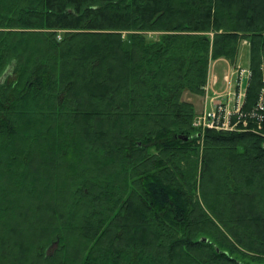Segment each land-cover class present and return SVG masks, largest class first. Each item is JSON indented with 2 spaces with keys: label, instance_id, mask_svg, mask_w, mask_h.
<instances>
[{
  "label": "trees",
  "instance_id": "1",
  "mask_svg": "<svg viewBox=\"0 0 264 264\" xmlns=\"http://www.w3.org/2000/svg\"><path fill=\"white\" fill-rule=\"evenodd\" d=\"M242 38L254 104L264 0H0V264L264 263V137L198 132L185 97ZM32 183L56 202L33 204L43 230L18 229ZM64 212L71 228L46 256Z\"/></svg>",
  "mask_w": 264,
  "mask_h": 264
},
{
  "label": "rangeland",
  "instance_id": "2",
  "mask_svg": "<svg viewBox=\"0 0 264 264\" xmlns=\"http://www.w3.org/2000/svg\"><path fill=\"white\" fill-rule=\"evenodd\" d=\"M161 33H162L161 31H147L146 32V34L148 35V39H150V40H158L159 39V36L161 35ZM209 35H210V37H211V39L213 41V35H214L213 32H210ZM240 44L241 45H240V48H239L238 58L235 59L234 61H232V60H230V59H228L226 57H220V58H225L228 61L230 60L232 62V66H228V69L224 67V65H223L224 63L223 62H218V64H217V70H216V59H212L211 60L210 65H209L210 74H209V71H208V75L209 76H208L207 82H206V84L204 86V92L202 94H191V93H188V92L185 94L186 99L187 100H190L195 105V108L196 109H195V115H194V120H193V126L196 128V130L198 132L199 131L204 132L207 129H211V127H208L206 125L205 113L204 112L206 110H210L211 108H213L215 106L213 100L215 101L216 99H218L217 98L218 96H222L225 93L226 88L228 86V84H227L228 83L227 77L229 76V74H231L232 71H234V75L232 77L233 78V80H232V87H231L232 92H235V91L237 92L239 90L238 89L239 86L240 85L243 86V90H246L247 91V99H246V102H245V106L243 107V110L245 112H247V113H248V111H250L249 114L250 113H253L255 111L254 105H255L256 102L254 104L252 102H250L249 95H248L249 89L251 88L252 83H253V76H254V73H255L254 72V64L252 62V55H251V41H250L249 38H242ZM217 59H219V58H217ZM263 64H264V61H262L260 63L261 68H262ZM238 68H240V69H238ZM242 69L244 70L245 75L243 76L242 81H241V78L240 77H241V71H242ZM262 71H263V73H262V78L260 80V85H259L257 99L260 96V91H261L262 85L264 84L263 83V77H264V70H263V68H262ZM219 75L221 76V79L219 78ZM222 77H223V79H222ZM207 86H208V90L206 89ZM224 100H226V101L231 100L232 101L231 102V105L233 106V104H234L233 103L234 102L233 100L234 99L232 98V96H225L224 97ZM247 122H249V125L248 126L250 127V130H248V131H243V130H240V129H230V130H227V131H232V132H234V131H236V132H249L250 131V132H254V129L255 128L258 129V127H255V126H257V124H254L252 122V117H250V115H248ZM240 125L241 126H244L242 123ZM263 126H264V124H263ZM212 129H216V128H212ZM217 130H224V129H221L220 128V129H217ZM261 132L264 133V127H263V131H261ZM258 134H260V133H258ZM261 136H263V135H261ZM199 143L202 145V140ZM91 162L92 161H90L87 164V166H88L87 169H89V170L94 166V164H91ZM31 167L32 166L28 167L27 169H32ZM117 169H119V168H117ZM200 170L201 169H200V165H199L198 172H200ZM90 171H92V170H90ZM96 171H97V169L95 170V172ZM110 174L112 176H115L113 174V171H110ZM111 179H109L107 177V175H102V177L100 178V180H102V183L105 184L104 187H106L109 184V182L111 181ZM46 184L48 185V183H46ZM47 185L46 186L42 185L40 187V186H37L36 184L35 185L33 183L31 184V186H30L31 191H36V192L35 193H31V194H29V193L26 194V197L28 198V200L25 202V205H24L25 206V210L30 211V212H28L30 214H28V213L25 214L24 212L20 211L22 213L18 217V221H20L19 219H21L20 222H22L23 225H21V223L18 222L21 225L20 227L18 226V229L19 228L24 229V225H26L25 228L26 227L29 228L34 223V217L37 216L38 213H40V214L42 213V212H40V209H38V210L36 209L37 211L34 210L33 209L34 208V205H39V206H40V204L43 205V203L45 204V200L47 201L46 206H48V207H50V205H53L54 203L56 204V202L54 200H53V204H50L49 201H51L52 199L50 198L49 193L47 191H45L47 193H41V190L38 189L40 187V188H42V190L43 189L44 190H47L48 189ZM116 185H117L116 186L117 187V190L119 191L118 188L120 187V183L119 184L116 183ZM62 186H63V188H62ZM60 188H61L60 189V198L63 199V197H62L63 193L64 194L65 193H68V195L70 193L69 191H67L69 189V186H68V184L66 183L65 180H64V183H62V185L60 186ZM38 190H40V192ZM78 192L79 191H76L75 194L71 193L72 196H75L74 199H72V200L71 199H68V200L66 199L67 205H69L68 207L71 208L70 209V212L74 208L75 204L77 203L76 196L79 195ZM43 194H44V196H43ZM29 199H32V200L34 199V201H32V200L29 201ZM42 199H44L43 200L44 202L42 201ZM62 201L63 200L60 199V200H58L57 203L60 204ZM5 204L7 206H9L8 207V210L10 211L9 213H11L12 211L16 212L18 210V208H20L19 206L12 204L10 201H6L5 203H3V205H5ZM64 204H65V202H64ZM11 205H12V207H10ZM61 205H63V204H61ZM67 210H69V209H67ZM73 210L76 211V207ZM68 214L65 213L63 215V217L64 216L65 217L60 220L61 222H60L59 226L57 227V228H59V232L60 233L59 232H56V233L54 232V233H52L53 235L50 236V233L49 234H46L50 229H48L47 231H45L43 233V235H45L44 236L45 239L43 238L44 239L43 240L44 241L43 243L46 245V247H45L46 256H48V255H55L56 252H58V250L60 249L61 245L63 244V243H61V240H62L61 239V234H62L63 231L64 232L65 231H68L67 228H71V223H69V221H67L69 219V217H68L69 215ZM28 220H30V221L28 222ZM43 221L46 223L47 220L44 218ZM41 222H42V219H41ZM47 223H48V221H47ZM1 224L3 226L9 225V222L6 223L5 221H3V222H1ZM34 224H36L38 226L33 225V228L35 226V228L38 227L37 229H39V230H40V228L42 230L44 229V227L42 225H39L38 223H34ZM2 225H0V227ZM44 226H46V225H44ZM47 226L48 227H52L54 229L56 225H54V223L53 224L48 223ZM211 233H212V235H211ZM211 233L206 230V231H202L200 233V235L201 236H202V234L203 235H206L211 240H214L215 239V241H216V239H217L216 238V235L213 232H211ZM213 236H214V238H213ZM79 237H80L79 234L76 233V238L78 239ZM39 247L40 246L38 244L37 245V248L39 249ZM120 249L122 250V246L120 247ZM35 250H36V247H35ZM95 250L98 253H101L102 252L101 251V247H99V248L97 247V248H95ZM164 259H167V262H166L167 264H168V262H172V258L171 257L169 258L167 256V257H164ZM241 259H244L245 262H248L250 264H264V263H261V262H258V261H252L249 258L247 259L246 257L245 258H241ZM31 262H33L32 264H42L41 262L40 263L35 262V260H32ZM121 263H124V261L121 260ZM8 264H9V262H8Z\"/></svg>",
  "mask_w": 264,
  "mask_h": 264
},
{
  "label": "built area",
  "instance_id": "3",
  "mask_svg": "<svg viewBox=\"0 0 264 264\" xmlns=\"http://www.w3.org/2000/svg\"><path fill=\"white\" fill-rule=\"evenodd\" d=\"M264 70V64L262 66ZM240 69V68H238ZM234 71L229 74L227 77L228 80V86L226 88L225 93L222 96H218L214 102V107L210 110H206L205 113V120L206 125L211 128L216 129H224V130H230V129H240L243 131L250 130L249 122H247L248 115L252 118L259 119V122L257 123V128L254 129V132L260 133L264 136L263 131V122H264V84L262 85L260 96L257 99L254 109L255 111L253 113H250V111L245 112L243 110V107L245 106V102L247 99V91L243 90V86H239V90L236 92H232V80H233ZM245 75L244 70L241 71V81L243 76ZM263 83H264V77H263ZM208 90V86L206 87ZM225 96H232L234 99L233 106L231 105V100L226 101L224 100ZM243 124L244 126H241L240 124ZM205 124V123H204Z\"/></svg>",
  "mask_w": 264,
  "mask_h": 264
},
{
  "label": "crops",
  "instance_id": "4",
  "mask_svg": "<svg viewBox=\"0 0 264 264\" xmlns=\"http://www.w3.org/2000/svg\"><path fill=\"white\" fill-rule=\"evenodd\" d=\"M218 62H223L224 64V67L225 68H227L228 69V66H232V62L229 60H227V59H225V58H219V59H216V70H217V64H218ZM226 63V64H225ZM209 74H210V69H209ZM224 74V73H223ZM209 76V75H208ZM219 78L221 79V76L219 75ZM219 79V80H220ZM222 79H223V77H222Z\"/></svg>",
  "mask_w": 264,
  "mask_h": 264
},
{
  "label": "water",
  "instance_id": "5",
  "mask_svg": "<svg viewBox=\"0 0 264 264\" xmlns=\"http://www.w3.org/2000/svg\"><path fill=\"white\" fill-rule=\"evenodd\" d=\"M4 77H5V74H4V75L2 76V78L0 79V82L3 81Z\"/></svg>",
  "mask_w": 264,
  "mask_h": 264
}]
</instances>
